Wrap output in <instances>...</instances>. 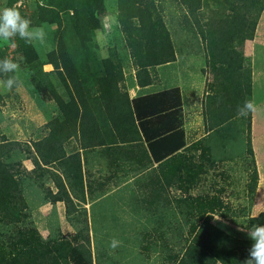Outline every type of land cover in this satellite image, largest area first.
<instances>
[{"label":"rangeland","instance_id":"374dc122","mask_svg":"<svg viewBox=\"0 0 264 264\" xmlns=\"http://www.w3.org/2000/svg\"><path fill=\"white\" fill-rule=\"evenodd\" d=\"M102 1L105 15L101 18L100 29L92 33L97 56L99 59L108 58L119 66L122 84L129 86L136 82V67L116 22L117 0ZM152 1L169 33L174 61L147 68L145 79L158 88L168 84L179 86L182 129L186 146L190 149L187 155L205 153L199 158L200 172L190 178L192 184L183 195L173 186L164 187L165 181L159 171L156 179L143 177L147 167L142 166V162L138 165L135 160H127L128 169L116 174L118 170L113 159L111 170L107 171L111 174L107 176V197L104 196L106 187L102 185L104 190L96 196L105 198L93 202L88 186L86 209L77 203L78 208L72 203L67 206L66 217L70 225L67 230L59 225L55 206L48 207L46 215L37 211V207L47 201L51 193L49 188L55 184L62 187V180L49 169L35 168L30 161L32 142L48 134L39 120L44 117L46 122H60L62 116L53 101H43L30 85L28 67L16 53L14 41L0 40V59L8 57L20 64L18 73L7 74L16 75L20 83L11 90L0 87V136L18 145L13 146L7 161L11 164L19 162L22 166L18 180L24 201L25 197L28 201L25 204L29 221L42 240L69 242L88 258L90 264H174L173 256L184 245V235L193 222L190 214L198 209L192 201L196 198L218 199L223 209L204 215L203 220L237 239L250 240L246 220L264 210V148L258 144L259 122L264 123V8L252 40L245 41L242 47L233 44L240 54L235 60L242 65L237 70L227 63L215 61L211 55L217 54V48L210 49V53L211 40L202 38L206 30L221 27L222 14L233 16L223 0H200L193 11L179 5L177 0ZM44 2L41 0L42 4ZM11 6L19 7L28 16L39 3L38 0H0V9ZM31 45L39 62H45V54L51 50L48 35L44 45L37 41ZM43 68L50 70L52 66L41 68L47 72ZM52 70L49 71V80L66 102L65 91ZM253 72L257 81L252 80ZM6 78L4 75L0 80ZM245 101H254L255 108L246 117H241L238 110ZM232 103L236 106L232 107ZM227 105L234 109L233 118L217 127L224 116L222 109ZM64 143L69 147L66 140L61 145ZM196 145L200 151L191 149ZM251 161L257 175L252 193L247 189ZM24 163L33 167L27 170ZM47 167L57 170L56 163ZM100 179L104 181L103 177ZM74 193L79 203H85L79 190ZM28 195L32 198L29 199ZM218 214L225 217L213 220L212 216ZM3 232H0V239L4 237ZM113 240L119 241L115 248L111 247Z\"/></svg>","mask_w":264,"mask_h":264},{"label":"trees","instance_id":"16d2710c","mask_svg":"<svg viewBox=\"0 0 264 264\" xmlns=\"http://www.w3.org/2000/svg\"><path fill=\"white\" fill-rule=\"evenodd\" d=\"M177 2L193 11L200 0ZM222 3L227 4L226 8L233 16L222 14L221 27L206 30L202 38L211 40L210 53V49L217 48V54H210L215 61L239 70L242 65L235 58L240 54L233 44L242 47L245 41L252 40L264 0H223ZM104 15L102 0H45L26 16L32 20L33 26H43L49 37L51 50L45 54L43 63L52 66L51 73L65 91L66 102L51 84L50 73L42 71L43 63L39 62L31 43L19 37L13 40L16 53L28 67L30 85L43 101H53L62 116L60 122L53 120L44 124L48 134L32 142L30 161L35 168L55 163L57 166L58 162L65 167L68 162L70 170L73 169V183L68 184L70 193L74 196L75 190H79L82 196L79 162L71 161L74 156H69L67 161L62 159L58 152L61 143L78 135L82 149L105 144L108 148L116 143V138L113 137V140L107 136V143H104L101 137L105 129L111 135L114 130H121V143L132 146L144 143L148 163L156 164L146 176L151 177L152 173L155 176L159 171L165 181L164 187L173 186L185 195L192 184L190 178H195L200 172L199 158H203L205 153L196 145L191 149L200 151L198 155H187L190 149L184 139L178 89L171 88L128 100L123 90L120 67L108 58L99 59L92 40V33L100 29ZM116 22L134 60L137 86L149 85V80L145 79L147 68L174 61L173 45L161 16L152 0H117ZM4 75L0 73V78ZM247 91L249 95V83ZM233 110L228 105L222 109L224 116L217 127L233 118ZM118 125L121 126L119 129ZM86 138L97 140L92 142ZM13 146L18 145L0 136V232L4 231L1 234L4 237L0 239V264H90L75 245L64 241H44L32 227L18 180L22 166L19 162L11 164L7 161ZM247 154L251 155L250 149ZM250 163L247 189L252 193L257 175L253 162ZM54 186L57 191L49 194V202L63 201L67 216L70 194L63 186ZM192 201L198 209L190 214L193 222L184 235V245L173 256L174 264H243L248 258L252 241L237 239L203 220L204 215L223 209L221 202L207 197ZM257 224H264V211L256 217L247 218L245 228L249 231Z\"/></svg>","mask_w":264,"mask_h":264},{"label":"crops","instance_id":"0c3cea01","mask_svg":"<svg viewBox=\"0 0 264 264\" xmlns=\"http://www.w3.org/2000/svg\"><path fill=\"white\" fill-rule=\"evenodd\" d=\"M44 65H50V64L43 63L41 68L44 67ZM43 70H44V68H43ZM50 70H44V71L49 72ZM254 76H255V73L253 72L252 73V80L257 81L258 78L254 79ZM168 85H170V84H168ZM168 85L166 87H162V88H158L157 86H153L150 84L147 86H144V87H138L136 82H133L129 86H125L126 87L125 92L127 95V99L132 100V99H135L138 97L154 94V93L164 91V90H168L171 88H177L178 93L180 95V100L182 101V95H181V90H180L179 86H175V85L168 86ZM43 118L44 117H42V119H40L38 122V123H40V125L46 123V120ZM263 120H264V118H263ZM259 123H260V129H259L260 134L258 135V137H259V143L258 144H260L264 148V123L262 124L261 121ZM108 124L111 125L110 123H108ZM116 127L119 129L121 126L118 125ZM114 131L112 132V135H111L109 130L105 129L106 133L104 132V134H102L103 136L101 138H103L104 143H107V136H108V138L113 139V140H114L113 137L116 138V141H114L116 143H114V145H112L111 147H108V148H107V144H105L103 146H94V147L82 149L79 145V139H78V135H77L75 137L71 136L68 139H66V142L68 143L69 147H65V143H64L61 145V149L60 150L58 149L59 150L58 152H59V154L61 153V155L63 156L62 159L64 161L69 160L68 159L69 156L75 157V158L71 159L72 162L73 161L76 162L78 160L79 167H80V174H81L80 183H81V188L83 191L82 197H84L85 203L84 202L79 203L77 201L76 197L72 196L70 193L71 190L68 188V184L73 183V179H72L73 169L70 170V166H68V162H67V164H65V167H61V165L58 162L57 170H54L52 168H48L47 166L44 167L46 169H49L53 173H55L57 175V178L62 180L63 188L65 189V191L67 193L70 194L68 204L72 203L75 206V208H78L76 203L81 204L82 209H86L85 204H89L88 203L89 202L88 193H87L88 192V189H87L88 186L90 188V192H92L91 197L93 198V202L96 200L107 197V176L111 175V174H107V171L111 170V166L113 165L112 164L113 159L115 160V169L118 170V171H116V174H118L119 171H123V170L128 169L127 163H126L127 160H135V161H137L138 165L140 162L144 163V164H142V166H145V168L147 167L146 168L147 170L144 171L143 174H145V175L143 177H146V174L148 172H151V170L156 167V164L150 165L148 163V161L145 157V152H144L145 144L144 143L141 145L139 144V146H135V145L132 146L131 144L121 143V141L119 140V137H120L119 134H120L121 130H114ZM184 135H185V133H184ZM45 136H46V134H45ZM98 137H100L99 134H98ZM86 139H88L89 141H92V142L94 139L97 140L96 138H94V139L86 138ZM135 152H137V153L135 154ZM116 161H119V163L117 164ZM23 165L27 170H29L33 167L32 165L30 166L29 164H26V163H24ZM152 175L153 176H151L150 178L156 179L157 172H156L155 176L153 173H152ZM101 177L104 178V181H101V179H100ZM123 178L124 177H122V179ZM146 178H149V177H146ZM124 182L127 183L126 179H124ZM102 185H104V188L106 187L105 188L106 190H105V195H104L105 197L101 198V197H97L96 195L104 190V189H101ZM49 189L51 191V194H55L57 191V189L55 188L54 185H52V187H50ZM28 193L31 194V192H27V194ZM28 198L31 199L32 196L28 195ZM25 201L28 202L26 197H25ZM50 206L51 207L55 206L58 223L62 228H65V230H67L70 227V225H69L68 219L65 215V205H64L63 201H57L54 204H51L49 202V199H47V201L45 202L44 205H42L41 207H37L38 208L37 211H41V213L43 215H46L47 212L49 211L48 207H50ZM263 211H261V212H263Z\"/></svg>","mask_w":264,"mask_h":264},{"label":"clouds","instance_id":"9594fccd","mask_svg":"<svg viewBox=\"0 0 264 264\" xmlns=\"http://www.w3.org/2000/svg\"><path fill=\"white\" fill-rule=\"evenodd\" d=\"M16 37L23 39L26 43L33 41L44 45L47 40V33L43 26H33L32 20L21 14L17 6L4 7L0 9V40L13 41ZM15 46V45H13ZM20 71V64L12 59L5 57L0 60V73L7 76L0 80V87L11 90L20 81L15 74ZM255 108L254 101H245L239 108L238 115L246 117ZM213 220H220V215L212 216ZM248 237L252 241L248 250V258L243 264H264V224L253 225L248 231ZM119 241L113 240L111 247L115 248Z\"/></svg>","mask_w":264,"mask_h":264},{"label":"built area","instance_id":"2783aa9c","mask_svg":"<svg viewBox=\"0 0 264 264\" xmlns=\"http://www.w3.org/2000/svg\"><path fill=\"white\" fill-rule=\"evenodd\" d=\"M38 3H39V4H42V3H41V0H38Z\"/></svg>","mask_w":264,"mask_h":264}]
</instances>
